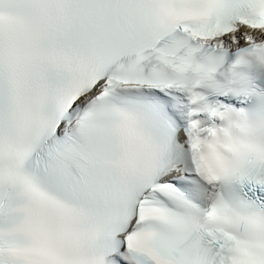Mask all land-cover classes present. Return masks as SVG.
<instances>
[{"label":"snow or ice","instance_id":"obj_1","mask_svg":"<svg viewBox=\"0 0 264 264\" xmlns=\"http://www.w3.org/2000/svg\"><path fill=\"white\" fill-rule=\"evenodd\" d=\"M0 264H264V0H0Z\"/></svg>","mask_w":264,"mask_h":264}]
</instances>
